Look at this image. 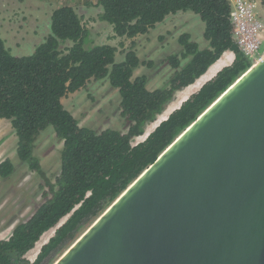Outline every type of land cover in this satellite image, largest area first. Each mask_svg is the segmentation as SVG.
<instances>
[{"label": "trees", "instance_id": "1", "mask_svg": "<svg viewBox=\"0 0 264 264\" xmlns=\"http://www.w3.org/2000/svg\"><path fill=\"white\" fill-rule=\"evenodd\" d=\"M260 3L264 7V0ZM97 4L100 19L112 26L115 35L128 38L147 33L171 13L190 10L204 23L207 46L200 47L189 32H182L177 38L181 49L165 59L174 69L172 74L164 84L149 89L146 74L133 76L145 64L134 49L115 61L114 45L84 46L86 29L72 6L52 11L50 32L31 54H11L0 37V118L10 121L17 136L18 157L31 170L41 172L33 153L36 137L51 126L62 141L58 175L47 182L45 199L33 213L15 224L7 238H0V264H52L252 64L233 41L228 0H98ZM67 40L71 44L62 48ZM227 49L234 53L231 63L183 100L143 140L132 144L175 100L176 92L205 73ZM103 78L119 93L124 131L80 126L62 103V98L88 80ZM13 168L11 160L4 158L0 176H8ZM51 228L53 234L29 261L26 253Z\"/></svg>", "mask_w": 264, "mask_h": 264}, {"label": "water", "instance_id": "2", "mask_svg": "<svg viewBox=\"0 0 264 264\" xmlns=\"http://www.w3.org/2000/svg\"><path fill=\"white\" fill-rule=\"evenodd\" d=\"M52 264H264V53Z\"/></svg>", "mask_w": 264, "mask_h": 264}, {"label": "rangeland", "instance_id": "3", "mask_svg": "<svg viewBox=\"0 0 264 264\" xmlns=\"http://www.w3.org/2000/svg\"><path fill=\"white\" fill-rule=\"evenodd\" d=\"M97 1L0 0V37L11 54H31L50 32L52 11L62 5L72 6L86 29L84 46L114 45L117 49L115 61H121L126 50L134 49L145 64L137 67L133 76L146 74L149 89L164 84L172 74L174 69L165 62V59L169 54L179 52L181 49L177 38L182 32H189L191 39L200 47L207 46V41L203 38L204 23L190 10L171 13L147 33L128 38L115 35L112 26L100 19L101 6ZM255 1L257 4L253 12L264 25V7L260 0ZM70 44L71 41L67 40L61 44V47ZM263 53L264 50L261 51V55ZM147 62L151 63L147 64ZM185 62L186 59L182 60V64ZM180 91L176 92L175 100L169 103L174 104L173 107L177 105ZM119 99L117 89L110 85L107 78H103L88 80L83 87L62 98V103L78 120L80 126L96 131L108 127L124 131L125 122L119 114ZM151 124L146 127L145 132H149L155 126L150 127ZM144 137V134L137 136L133 142L141 141ZM16 142L17 136L10 121L0 118V161L9 158L14 165L13 171L8 176H0V238H7L15 224L27 219L33 213L45 199L47 182H53L60 171L62 141L51 126L40 132L34 141L33 153L39 159L41 172L31 170L20 160L16 152ZM53 232L54 228H51L43 233L35 246L26 253L29 261L34 260L40 246Z\"/></svg>", "mask_w": 264, "mask_h": 264}, {"label": "built area", "instance_id": "4", "mask_svg": "<svg viewBox=\"0 0 264 264\" xmlns=\"http://www.w3.org/2000/svg\"><path fill=\"white\" fill-rule=\"evenodd\" d=\"M229 17L232 24L231 35L238 48L249 57L252 63L261 55V44L264 41V25L255 17L253 8L255 0H228ZM137 142H132L135 144Z\"/></svg>", "mask_w": 264, "mask_h": 264}, {"label": "bare ground", "instance_id": "5", "mask_svg": "<svg viewBox=\"0 0 264 264\" xmlns=\"http://www.w3.org/2000/svg\"><path fill=\"white\" fill-rule=\"evenodd\" d=\"M227 53L223 54L221 57H219L211 66L208 67V69L206 70L205 73H203L201 76H199L193 83L189 84L188 86H186L183 90H181L180 93V97L178 98V102L177 105L175 107L179 106V103L182 102L183 100H185L191 93L195 92L196 90L199 89V87L206 82L208 79H210L212 76H214V74L220 70L223 66L228 65L229 64V60L225 61L224 58L226 57ZM232 57V56H231ZM174 104H169V106L166 107L165 112L162 115H159L160 117L158 119H163L164 117H166L175 107H173ZM158 121V120H157ZM156 121L152 122V124L150 125V127H152L153 125H156ZM155 127V126H154ZM150 129V128H149ZM149 129H147V131H149ZM152 130V129H151ZM150 130V131H151ZM145 136V134H144ZM50 234V233H49ZM46 241V239H45ZM62 253V252H61ZM60 253V254H61ZM59 254V255H60Z\"/></svg>", "mask_w": 264, "mask_h": 264}, {"label": "crops", "instance_id": "6", "mask_svg": "<svg viewBox=\"0 0 264 264\" xmlns=\"http://www.w3.org/2000/svg\"><path fill=\"white\" fill-rule=\"evenodd\" d=\"M256 4H257V2H256ZM225 53H227V55H226V57L224 58V60H225V61H228V60H229V64H230L231 61L233 60L234 53H233L231 50L227 49V50H225V51L221 54V56H222L223 54H225ZM221 56H220V57H221ZM231 56H232V57H231Z\"/></svg>", "mask_w": 264, "mask_h": 264}, {"label": "clouds", "instance_id": "7", "mask_svg": "<svg viewBox=\"0 0 264 264\" xmlns=\"http://www.w3.org/2000/svg\"><path fill=\"white\" fill-rule=\"evenodd\" d=\"M46 241H47V240H46ZM46 241H45V242H46Z\"/></svg>", "mask_w": 264, "mask_h": 264}]
</instances>
